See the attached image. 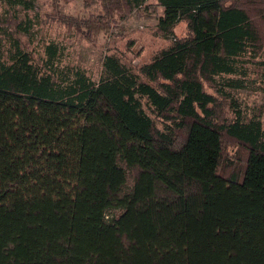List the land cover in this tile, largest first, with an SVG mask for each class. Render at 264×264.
I'll list each match as a JSON object with an SVG mask.
<instances>
[{
	"label": "trees",
	"instance_id": "trees-1",
	"mask_svg": "<svg viewBox=\"0 0 264 264\" xmlns=\"http://www.w3.org/2000/svg\"><path fill=\"white\" fill-rule=\"evenodd\" d=\"M162 5L152 33L169 43L153 63L172 57L198 89L237 92L241 71L264 77V0ZM83 9L59 22L94 41L123 34L133 0ZM122 59L108 55L105 70L166 91L152 66L133 71ZM220 96L206 115L142 125L104 99L83 111L0 90V264H91L98 253L104 264H264V132L233 135L232 100Z\"/></svg>",
	"mask_w": 264,
	"mask_h": 264
},
{
	"label": "rangeland",
	"instance_id": "rangeland-1",
	"mask_svg": "<svg viewBox=\"0 0 264 264\" xmlns=\"http://www.w3.org/2000/svg\"><path fill=\"white\" fill-rule=\"evenodd\" d=\"M16 1L12 10L0 4V90L83 111L104 99L142 125L159 120L174 125L186 116L206 115L210 96L222 99L220 95L227 93V101L232 100L228 121L233 122L229 127L231 133L243 140L263 136L262 75L249 70L247 74L239 72L244 88L237 92L227 91L220 84L198 89L177 77L181 66L172 57L164 55L152 62L154 54L168 42L152 33L157 18L165 12L163 0H133V10L118 19L117 26L123 34L114 29V36H100L94 41L78 37L59 22V12L65 14L63 18L69 23L73 18L87 16L84 0H59L58 4L51 0ZM24 4L34 11L22 10ZM112 53L120 54L133 71H139L143 65L152 66L168 83L166 91L137 88L126 75L115 78L104 68V61ZM231 71L224 70L226 74ZM91 264H104L102 253L93 255Z\"/></svg>",
	"mask_w": 264,
	"mask_h": 264
}]
</instances>
